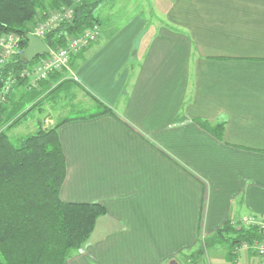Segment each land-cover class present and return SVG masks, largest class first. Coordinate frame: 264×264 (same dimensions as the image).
<instances>
[{"label": "crops", "instance_id": "0c3cea01", "mask_svg": "<svg viewBox=\"0 0 264 264\" xmlns=\"http://www.w3.org/2000/svg\"><path fill=\"white\" fill-rule=\"evenodd\" d=\"M105 3L115 13L98 15L61 97L88 110V92L113 113L66 123L59 138L62 201L107 214L66 264H184L228 221L264 220V0H166L162 14L123 19ZM196 120L223 124V138ZM221 254L215 264L260 261Z\"/></svg>", "mask_w": 264, "mask_h": 264}, {"label": "trees", "instance_id": "16d2710c", "mask_svg": "<svg viewBox=\"0 0 264 264\" xmlns=\"http://www.w3.org/2000/svg\"><path fill=\"white\" fill-rule=\"evenodd\" d=\"M106 1L0 0V35L18 36L20 50L0 67V83L4 85L0 89V264H66L89 240L97 220L107 214L105 207L97 203L62 201L66 160L59 129L71 121L94 119L112 114L113 110L86 92L93 101L88 110L84 105H72L69 99L71 110L85 111L83 115L64 117L53 125H46L47 117L43 118L46 102L64 100L63 91L77 85L75 68L83 50L71 57V71H56L36 81L35 86L23 74L46 55L28 64L21 60L39 13L44 15L63 5L74 8L72 22L59 25L43 39L49 49L57 51L67 45L70 37L81 35L92 23L99 24L96 12ZM13 80L10 90L5 92L4 88ZM56 92L59 93L54 95ZM34 112L38 114L32 128L35 132L14 140L10 133L30 123ZM196 122L217 139L223 138V124ZM262 239L264 233L258 229L228 221L213 235L200 240L201 250L196 255L220 246L234 261L243 243L253 244Z\"/></svg>", "mask_w": 264, "mask_h": 264}, {"label": "built area", "instance_id": "2783aa9c", "mask_svg": "<svg viewBox=\"0 0 264 264\" xmlns=\"http://www.w3.org/2000/svg\"><path fill=\"white\" fill-rule=\"evenodd\" d=\"M77 3L79 1H76ZM74 17V8L68 6H61L59 9L46 12L44 15L38 14V23L33 33L34 36L43 40L45 36L59 25L64 23H71ZM100 34V25L92 23L90 27L84 30L81 35L70 37L67 45L57 51L49 49V53L44 54L45 57L41 58L31 71H26L23 76L31 79V86H35L36 81L44 80L49 74L56 71L66 69L71 71L69 63L73 55L78 54L80 51L88 48L91 44L97 42ZM19 37L15 34H2L0 35V67L4 65L11 56L20 52L19 50ZM15 80L6 85L5 92H8ZM4 87V85H3ZM240 225L246 228H256L264 233V220L256 216H246L240 219ZM241 249L253 250L259 257V264H264V239L256 240L253 244L243 243L238 251Z\"/></svg>", "mask_w": 264, "mask_h": 264}, {"label": "rangeland", "instance_id": "374dc122", "mask_svg": "<svg viewBox=\"0 0 264 264\" xmlns=\"http://www.w3.org/2000/svg\"><path fill=\"white\" fill-rule=\"evenodd\" d=\"M113 1H116L117 7H120L118 12L119 16H121L122 19L140 10H143L147 14V16H152L157 13L156 8H158L160 9L158 10L159 13L162 14L163 11L161 10H163V6L166 5V0H111V3ZM129 9L131 11H129ZM114 11L115 9L111 10L109 4L105 3L97 10L96 15H100L102 17V20H104L106 17L114 15ZM63 98L64 100L54 101L52 104L44 106L45 113L43 114V118L50 115L52 119L56 122V120H59L64 117H73L84 114L83 112L85 111L75 112L71 110L69 96H65ZM78 103L79 98H75L72 105H82V103ZM37 117V112H34V116L32 117L30 123L23 124L22 126L12 131L10 134L13 136V139L16 140L35 132L34 130L36 129L32 128H35L34 119H36ZM200 250V245H198L195 249L185 253V258L183 259L184 264H192L194 262L195 264H215V262L219 260L218 258L222 257L221 253H226V249L224 247L218 246L213 247L211 249H206L202 254H199V256H197L196 254L200 253ZM247 251L248 249H241L239 251V257L244 259L243 256L246 254Z\"/></svg>", "mask_w": 264, "mask_h": 264}, {"label": "water", "instance_id": "95a60500", "mask_svg": "<svg viewBox=\"0 0 264 264\" xmlns=\"http://www.w3.org/2000/svg\"><path fill=\"white\" fill-rule=\"evenodd\" d=\"M28 45L25 51L21 56L23 63L28 64L31 61L35 60L38 56H43L44 54L49 53V47L47 44L40 38L29 35L28 36ZM3 87V84L0 83V89ZM168 264H180L177 260L172 259Z\"/></svg>", "mask_w": 264, "mask_h": 264}]
</instances>
